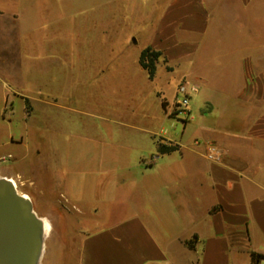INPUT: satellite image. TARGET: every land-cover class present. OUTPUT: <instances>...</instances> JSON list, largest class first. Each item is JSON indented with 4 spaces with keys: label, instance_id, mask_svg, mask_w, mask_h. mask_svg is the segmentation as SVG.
<instances>
[{
    "label": "rangeland",
    "instance_id": "1",
    "mask_svg": "<svg viewBox=\"0 0 264 264\" xmlns=\"http://www.w3.org/2000/svg\"><path fill=\"white\" fill-rule=\"evenodd\" d=\"M143 1L36 0L40 16L33 19L30 12L19 36L20 67L0 68V178L14 180L37 216L50 224L39 264H77L82 237L126 213L117 200L137 202L143 163L159 158L155 144L178 148L168 139L174 140L181 159L191 157L193 141L218 122L213 112L205 124L207 90L198 76L218 88L219 99L239 90L236 60L220 56L212 64L204 58L196 66L183 61L174 71L160 59L150 80L138 58L151 40L150 20L165 0ZM0 6L10 7L6 0ZM4 36L0 23V55L11 61ZM12 39L18 42V33ZM183 81L199 90L187 113L177 108L174 96ZM13 87L50 104L25 99L19 90L9 91ZM230 103L229 113L243 125L257 114L249 104ZM169 157L180 159L178 153ZM74 188L85 202L73 200ZM65 197L72 199L69 204ZM177 257V264L193 260L186 252Z\"/></svg>",
    "mask_w": 264,
    "mask_h": 264
},
{
    "label": "crops",
    "instance_id": "2",
    "mask_svg": "<svg viewBox=\"0 0 264 264\" xmlns=\"http://www.w3.org/2000/svg\"><path fill=\"white\" fill-rule=\"evenodd\" d=\"M6 1L10 7L0 6V23L12 59L0 55V68L8 65L14 71L20 67L17 54L24 53L19 36L31 20L29 13L38 18L39 10L33 8L36 0ZM150 23L146 47L160 52V59L172 64L173 71L183 61L196 66L203 58L207 64L217 62L219 56L235 59L240 87L233 97L222 100L215 96L218 88L206 76H198L207 90L204 121L214 112L217 124L193 141L189 159L182 160L180 144L168 139L175 142L176 151L143 163L137 202L117 200L126 213L82 237L77 264H177V255L183 252L193 255L191 264L241 260L252 264L251 252L264 256V0H165ZM143 27L145 31L146 21ZM44 29L42 25L40 30ZM21 62L26 63L23 56ZM11 90H19L28 100L38 98L19 87ZM230 100L255 107L256 116L243 125L242 119L229 113ZM236 123H242L243 129ZM207 143L221 151L219 160L205 158ZM174 153L180 159L169 157ZM78 191L72 190L78 196L73 200L85 202ZM69 199L64 198L68 204Z\"/></svg>",
    "mask_w": 264,
    "mask_h": 264
},
{
    "label": "water",
    "instance_id": "3",
    "mask_svg": "<svg viewBox=\"0 0 264 264\" xmlns=\"http://www.w3.org/2000/svg\"><path fill=\"white\" fill-rule=\"evenodd\" d=\"M5 179L0 178V264H39L43 218Z\"/></svg>",
    "mask_w": 264,
    "mask_h": 264
},
{
    "label": "trees",
    "instance_id": "4",
    "mask_svg": "<svg viewBox=\"0 0 264 264\" xmlns=\"http://www.w3.org/2000/svg\"><path fill=\"white\" fill-rule=\"evenodd\" d=\"M161 58V53L156 52L151 47H145L140 51L138 63L140 67L145 71L148 78L152 80L155 76V72L157 71V64ZM162 106L164 107V103H162ZM176 146L170 145L168 147H165L161 143L156 144V153L157 155H164L168 154L170 152L176 151ZM189 247H191L190 243L188 244ZM252 264H258L261 260L264 259V256L259 255L258 253L251 252L250 253Z\"/></svg>",
    "mask_w": 264,
    "mask_h": 264
},
{
    "label": "built area",
    "instance_id": "5",
    "mask_svg": "<svg viewBox=\"0 0 264 264\" xmlns=\"http://www.w3.org/2000/svg\"><path fill=\"white\" fill-rule=\"evenodd\" d=\"M197 93H199V90L195 84L183 81L181 84L178 85L174 94L175 101L177 103V108L180 109L181 112H189L190 100ZM205 154V158L208 161H216L219 160L221 157V151L215 144L212 143L205 144ZM155 159L156 158L154 157L150 158L149 163H152L153 161H155Z\"/></svg>",
    "mask_w": 264,
    "mask_h": 264
},
{
    "label": "bare ground",
    "instance_id": "6",
    "mask_svg": "<svg viewBox=\"0 0 264 264\" xmlns=\"http://www.w3.org/2000/svg\"><path fill=\"white\" fill-rule=\"evenodd\" d=\"M6 182L8 184H10L14 189L15 191L17 192L18 195L22 196L23 198L27 199L30 201V197L26 194H21L19 193L18 189H17V185L15 183L14 180L12 179H5ZM35 213V212H34ZM36 214V213H35ZM37 215V214H36ZM42 223H43V239L45 240L46 238H48L49 234H50V224L48 223L47 220L43 219L42 220Z\"/></svg>",
    "mask_w": 264,
    "mask_h": 264
}]
</instances>
